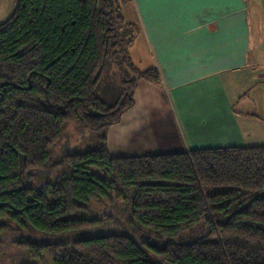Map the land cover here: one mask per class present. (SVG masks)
Returning a JSON list of instances; mask_svg holds the SVG:
<instances>
[{"label":"trees","instance_id":"16d2710c","mask_svg":"<svg viewBox=\"0 0 264 264\" xmlns=\"http://www.w3.org/2000/svg\"><path fill=\"white\" fill-rule=\"evenodd\" d=\"M137 31L120 0H17L0 24V264H264V145L111 155L161 81ZM69 124L90 149L59 153Z\"/></svg>","mask_w":264,"mask_h":264},{"label":"crops","instance_id":"0c3cea01","mask_svg":"<svg viewBox=\"0 0 264 264\" xmlns=\"http://www.w3.org/2000/svg\"><path fill=\"white\" fill-rule=\"evenodd\" d=\"M120 2L138 30L133 63L161 81L138 83L134 106L109 131L113 157L264 145V0Z\"/></svg>","mask_w":264,"mask_h":264},{"label":"rangeland","instance_id":"374dc122","mask_svg":"<svg viewBox=\"0 0 264 264\" xmlns=\"http://www.w3.org/2000/svg\"><path fill=\"white\" fill-rule=\"evenodd\" d=\"M16 1L17 0H0V24L5 22L9 18L10 14L12 13L13 8L16 4ZM137 32L135 33V39L137 37ZM139 48H140L139 43H137L136 52H138V54L140 55L142 62H143L146 59L147 55L145 54V52L143 50H141ZM135 62H137V61H135ZM137 66L141 67L140 65H137ZM259 97H260V95H259ZM257 102L259 105L258 106V112H260V113L263 112L262 115H264V102L262 104L261 98H259ZM65 130H66V133H65L63 144H62V146L64 145V147L61 146L58 148L59 153L65 152L66 150L69 151V150H73V149H74V152H82L88 148L89 149L91 148V144L89 143V134L87 132H85V130L82 133L81 130L77 128V126L75 127L74 124L67 125ZM94 209H96L97 211L99 210L100 212L105 211L104 205H100V204H96V203L94 204ZM100 230H103V229H100ZM39 238L41 239V237H39ZM9 251L14 252L13 247L9 248Z\"/></svg>","mask_w":264,"mask_h":264}]
</instances>
